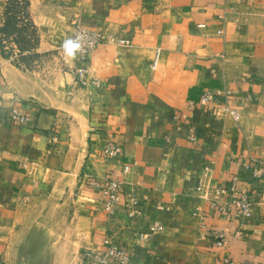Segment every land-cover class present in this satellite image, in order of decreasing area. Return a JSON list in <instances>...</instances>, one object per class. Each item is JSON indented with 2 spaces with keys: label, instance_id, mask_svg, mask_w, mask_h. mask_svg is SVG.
I'll list each match as a JSON object with an SVG mask.
<instances>
[{
  "label": "crops",
  "instance_id": "obj_1",
  "mask_svg": "<svg viewBox=\"0 0 264 264\" xmlns=\"http://www.w3.org/2000/svg\"><path fill=\"white\" fill-rule=\"evenodd\" d=\"M27 1L34 44L18 63L0 52V264H79L107 238L134 264H264V0ZM76 24L132 41L91 54L100 85L76 81L64 48ZM208 90L223 93L203 104ZM16 107L32 121L13 123ZM236 175L250 218L222 217L198 192ZM112 177L140 214L126 199L107 212ZM156 222L164 231L141 238Z\"/></svg>",
  "mask_w": 264,
  "mask_h": 264
},
{
  "label": "built area",
  "instance_id": "obj_2",
  "mask_svg": "<svg viewBox=\"0 0 264 264\" xmlns=\"http://www.w3.org/2000/svg\"><path fill=\"white\" fill-rule=\"evenodd\" d=\"M79 44V48L74 51V56L77 60V67L75 68L76 81L83 87L91 85H100L99 79L91 75L90 58L91 54L103 44L110 45H132V41L127 38L120 37L114 33L104 32L95 28L86 27L81 24H76L75 40ZM160 58V49L157 50L153 68L158 65ZM222 91L208 90L203 93L201 103L211 104L218 96H221ZM223 115H231L237 121L240 120L241 115L239 111L229 105L221 107ZM11 120L16 124H25L32 121V117L23 112L20 108H13L11 111ZM50 145L59 141L57 133L50 131L48 134ZM122 153V148L116 143H108L104 149V155L108 158H115ZM130 166H125L124 173L130 170ZM264 169H257L255 173L257 176L262 174ZM240 176L236 175L232 178L226 186L219 185L212 187L208 183H202L198 192L212 206L222 217L230 218L237 215L242 218H250L252 212V201L247 191L239 188ZM97 185L96 182H93ZM124 181L119 178H109L103 187L105 196V208L110 215L115 214L117 206L126 199L130 204L129 215L134 216L140 214V202L137 195L131 192L126 195L123 194ZM164 231V225L156 222L150 227L149 232L140 234V237L146 239L154 234ZM203 236L212 238L220 247H226L231 241L232 235L223 231H209L202 233ZM86 264H134L131 256L126 249L120 247L112 238L105 240L104 249H94L87 252ZM231 264H238L230 262ZM243 264V263H241Z\"/></svg>",
  "mask_w": 264,
  "mask_h": 264
},
{
  "label": "rangeland",
  "instance_id": "obj_3",
  "mask_svg": "<svg viewBox=\"0 0 264 264\" xmlns=\"http://www.w3.org/2000/svg\"><path fill=\"white\" fill-rule=\"evenodd\" d=\"M8 19L5 26L3 21ZM34 37L35 29L27 15V7L18 0H0V52L18 63L24 49L34 44ZM87 252L79 253V264H86Z\"/></svg>",
  "mask_w": 264,
  "mask_h": 264
},
{
  "label": "clouds",
  "instance_id": "obj_4",
  "mask_svg": "<svg viewBox=\"0 0 264 264\" xmlns=\"http://www.w3.org/2000/svg\"><path fill=\"white\" fill-rule=\"evenodd\" d=\"M64 48L69 55H73L74 51L79 48V44L72 40H67L64 43Z\"/></svg>",
  "mask_w": 264,
  "mask_h": 264
},
{
  "label": "trees",
  "instance_id": "obj_5",
  "mask_svg": "<svg viewBox=\"0 0 264 264\" xmlns=\"http://www.w3.org/2000/svg\"><path fill=\"white\" fill-rule=\"evenodd\" d=\"M18 1H20V2H22L24 5H25V7H28V5H29V3H28V1L27 0H18ZM12 10V9H11ZM10 10V11H11ZM9 11H7V13H8ZM5 14H6V12H5ZM9 19H8V21H5V26L9 23ZM4 30L6 29V28H3Z\"/></svg>",
  "mask_w": 264,
  "mask_h": 264
}]
</instances>
